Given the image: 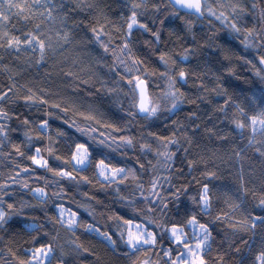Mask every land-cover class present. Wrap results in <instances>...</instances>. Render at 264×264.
Segmentation results:
<instances>
[{"label": "snow or ice", "instance_id": "obj_1", "mask_svg": "<svg viewBox=\"0 0 264 264\" xmlns=\"http://www.w3.org/2000/svg\"><path fill=\"white\" fill-rule=\"evenodd\" d=\"M112 2L0 0V264H264V0Z\"/></svg>", "mask_w": 264, "mask_h": 264}, {"label": "trees", "instance_id": "obj_2", "mask_svg": "<svg viewBox=\"0 0 264 264\" xmlns=\"http://www.w3.org/2000/svg\"><path fill=\"white\" fill-rule=\"evenodd\" d=\"M105 2L109 3L111 7H113V8L115 7V4L112 2V0H105ZM238 71L240 73H242L244 76L249 75V73H247V72L244 71L243 67H240L238 69ZM229 79H231V78H229ZM232 86L233 87H236L238 89L241 88V87H246L245 85H243V83L241 81H237V80H234V79H232ZM237 86H239V87H237ZM193 107H194L193 105H185V106H183V111L181 112V118L184 117V115H185L186 112L191 111L193 109ZM201 109H204V110H207V111H210L211 110L210 109V106L203 105V104L201 105ZM111 111L114 112V109H112ZM201 115H202L203 123L210 127L212 122L209 120V118L207 117V115L204 112H202ZM197 122L199 123L200 121H197ZM217 127L225 128L226 125H224V124H218ZM201 132H203V125H202V128H201ZM213 141H214V138H213ZM203 143L205 145H207V147H209V148L215 146L213 143L209 142L207 140V138H205V140L203 141ZM216 143L218 144V142H216ZM237 143H243V142L240 141L239 138H237ZM249 155L252 156V159L250 161L246 162V163L247 164H253L254 166L258 167L259 166V161L255 159L254 154H251L250 153ZM217 163H219V162H217ZM239 166L240 165L237 164L236 165V168H239ZM220 167L222 169L227 170L228 168H231V164H228V165H220ZM225 174H227L226 171H225ZM98 195H100V197L102 199L104 198L102 193H99ZM25 198H27V196ZM89 259H91V258L90 257H85V264H87V261Z\"/></svg>", "mask_w": 264, "mask_h": 264}, {"label": "clouds", "instance_id": "obj_3", "mask_svg": "<svg viewBox=\"0 0 264 264\" xmlns=\"http://www.w3.org/2000/svg\"><path fill=\"white\" fill-rule=\"evenodd\" d=\"M237 87H239V86H237ZM153 91H154V95L159 94L157 90L154 89ZM185 103H186V101H185ZM167 107H168L167 104H164V103L161 104L160 113H159L158 117L154 118L152 121L147 122L149 124V126L156 127V126L162 125L165 122H170V120H169L170 117L172 119H177V117L174 116L172 112H169L167 110ZM136 122H138V121H136Z\"/></svg>", "mask_w": 264, "mask_h": 264}]
</instances>
